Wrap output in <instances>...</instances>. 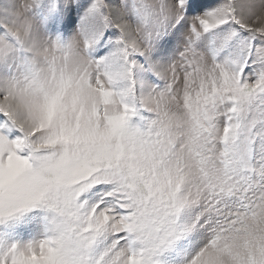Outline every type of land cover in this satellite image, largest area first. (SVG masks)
<instances>
[{
	"label": "snow or ice",
	"instance_id": "snow-or-ice-1",
	"mask_svg": "<svg viewBox=\"0 0 264 264\" xmlns=\"http://www.w3.org/2000/svg\"><path fill=\"white\" fill-rule=\"evenodd\" d=\"M0 264H264V0H0Z\"/></svg>",
	"mask_w": 264,
	"mask_h": 264
}]
</instances>
